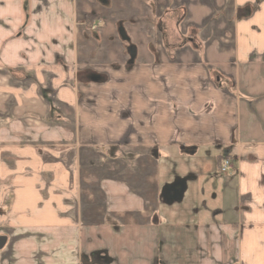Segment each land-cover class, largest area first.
<instances>
[{"label": "crops", "instance_id": "0c3cea01", "mask_svg": "<svg viewBox=\"0 0 264 264\" xmlns=\"http://www.w3.org/2000/svg\"><path fill=\"white\" fill-rule=\"evenodd\" d=\"M0 236V264H264V0H0Z\"/></svg>", "mask_w": 264, "mask_h": 264}, {"label": "built area", "instance_id": "2783aa9c", "mask_svg": "<svg viewBox=\"0 0 264 264\" xmlns=\"http://www.w3.org/2000/svg\"><path fill=\"white\" fill-rule=\"evenodd\" d=\"M230 168V161L226 158L222 164V166L220 167V171L222 173H225L228 171V169Z\"/></svg>", "mask_w": 264, "mask_h": 264}, {"label": "water", "instance_id": "95a60500", "mask_svg": "<svg viewBox=\"0 0 264 264\" xmlns=\"http://www.w3.org/2000/svg\"><path fill=\"white\" fill-rule=\"evenodd\" d=\"M6 238L4 236H0V248L4 245Z\"/></svg>", "mask_w": 264, "mask_h": 264}]
</instances>
